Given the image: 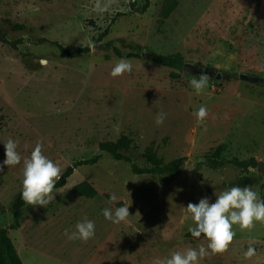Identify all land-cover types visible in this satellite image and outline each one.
I'll use <instances>...</instances> for the list:
<instances>
[{
    "label": "rangeland",
    "instance_id": "rangeland-1",
    "mask_svg": "<svg viewBox=\"0 0 264 264\" xmlns=\"http://www.w3.org/2000/svg\"><path fill=\"white\" fill-rule=\"evenodd\" d=\"M174 1L175 9L160 23L168 0H150L146 11L144 0H100L110 4L105 12L95 10L96 0H0V164L8 138L19 141L22 158L41 140L43 154L63 172L102 154L95 165L77 168L46 207L24 206L20 227L8 229L23 264H152L176 250L207 246L203 235L195 238L188 230L194 226L188 203L204 197L214 203L215 194L243 175L264 198V175L257 168L205 164L218 148L219 159L264 163V0ZM107 27L108 35L98 40ZM39 38L69 50L90 46V52L68 59L50 43L34 44ZM104 43L123 55L131 44L142 47L141 58L128 59L131 73L110 75L121 58L102 49ZM158 53H179L184 62L226 77L209 78L197 94L190 81L200 76L152 63ZM242 73L263 81H242ZM201 105L209 116L197 125L194 113ZM158 112L166 113L161 125L155 123ZM121 136L133 140L127 155L140 168L149 166L143 157L148 146L165 163L186 161L169 179L134 174L129 164L99 149ZM22 169L21 161L0 170V227L13 223L11 204L23 187ZM82 181L92 184L95 197L72 191ZM128 204L126 221L112 223L102 214ZM85 216L95 223L94 238L70 241L65 229L75 230ZM234 231L226 252H210L200 264H264V223L251 231L236 225ZM253 240L256 255L246 259Z\"/></svg>",
    "mask_w": 264,
    "mask_h": 264
},
{
    "label": "clouds",
    "instance_id": "clouds-1",
    "mask_svg": "<svg viewBox=\"0 0 264 264\" xmlns=\"http://www.w3.org/2000/svg\"><path fill=\"white\" fill-rule=\"evenodd\" d=\"M110 4H101L96 0L94 8L98 12H105ZM46 65L47 61H41ZM132 62L126 58L119 59L112 67L110 75L113 78L131 73ZM209 76L202 74L199 79L190 81L195 92L200 94L208 86ZM196 124H203L209 116V110L205 105H201L194 113ZM166 118V113L158 112L155 123L161 125ZM19 141L8 138L4 142L5 159L0 164V170L4 165L14 167L23 162L22 169V191L21 199L27 205H40L46 207L54 199V192H57L56 183L63 174V169L59 164L43 154V144L37 140L30 156L23 157L17 150ZM216 195L214 203H209L207 197L201 198L198 203H188L186 210L191 214L194 222L193 227H189V232L195 238L202 235L207 240V246L200 244L197 248L188 247L176 250L165 258H155L152 264H200V261L211 254H222L229 249L236 233L234 226L238 225L241 230L251 231L256 222L264 223V199L251 186H233L220 191ZM112 201L116 196L110 197ZM128 205L120 206L114 210L105 208L103 216L112 223L126 221L129 215ZM65 235L70 241L81 240L87 242L95 236V223L87 216L75 224V230L65 229ZM255 241H251L244 253L246 259H251L256 255L254 247Z\"/></svg>",
    "mask_w": 264,
    "mask_h": 264
},
{
    "label": "trees",
    "instance_id": "trees-1",
    "mask_svg": "<svg viewBox=\"0 0 264 264\" xmlns=\"http://www.w3.org/2000/svg\"><path fill=\"white\" fill-rule=\"evenodd\" d=\"M150 3V0H144V3L142 5V11H146ZM177 5V2L174 0H168L166 6L163 8L161 12V18L160 23H162L175 9ZM113 21V20H112ZM91 25H93V22L90 21ZM15 28L17 30H25L26 27L23 25H15ZM109 33V27L105 28V30L98 34V40L106 37ZM34 44H42V43H50L54 45L58 51L65 55L68 59H76L82 55H86L90 52V46H82L78 47L74 50H69L66 47H64L62 44L50 41L46 38H39L33 40ZM102 49L104 50H111L113 54L119 58H141V50L142 47L139 44H131V51L127 54L123 55L120 50L112 45L111 43H104L102 44ZM150 61L156 65L173 68V69H181L184 63V60L182 56L179 53L172 54V55H164V54H154ZM135 148V145L133 144V140L130 139L127 136H121L117 141H105L100 143L99 149L102 153L108 154L113 160L116 161H123L130 165L131 171L134 174L137 175H145V174H152L157 176H165V179H169V176L176 175L181 170L182 166L184 165L186 158L185 157H179L175 158L169 162H163L162 159H160L157 156V153L153 146H148L145 148L143 152V157L148 163L149 166L140 168L138 167L131 159L129 155H127V152ZM221 152V148H218L216 152L214 153V156L211 159H207L206 165L209 168L217 169L219 167H222L227 164H231L242 171H249V168H257V162L254 159L250 160H224L219 159V154ZM102 154H98L93 158L86 159V160H80L76 161L70 166H68L63 174L61 175V178L56 183V189L63 188L68 178L73 174V172L82 166H93L95 165L98 160L100 159ZM255 181L251 180L250 176L243 175L238 177L231 186H251ZM22 191V190H21ZM21 191H19L12 204H11V212H12V218L13 223L8 227H0V264H23L21 258L19 257L17 250L14 246V243L12 239L10 238L8 234V229H18L20 227L21 218H22V210L24 206L26 205L24 201L21 199ZM72 191L79 195L86 198H93L97 195L96 189L92 186L91 183L87 181H82L76 185L73 186ZM109 197V196H108ZM110 198V197H109ZM264 199V198H262Z\"/></svg>",
    "mask_w": 264,
    "mask_h": 264
},
{
    "label": "water",
    "instance_id": "water-1",
    "mask_svg": "<svg viewBox=\"0 0 264 264\" xmlns=\"http://www.w3.org/2000/svg\"><path fill=\"white\" fill-rule=\"evenodd\" d=\"M182 71L184 74H191L194 76H201L202 74H207L209 78L213 77L215 80H220L222 78H225L226 75H224L221 72L215 73L214 70H212L209 67L202 68L198 64L190 63V62H184L182 66ZM239 79L245 82L250 83H259L262 82L263 79L256 75H250V74H239ZM257 169L259 172H261L264 175V163L258 162L257 163Z\"/></svg>",
    "mask_w": 264,
    "mask_h": 264
}]
</instances>
